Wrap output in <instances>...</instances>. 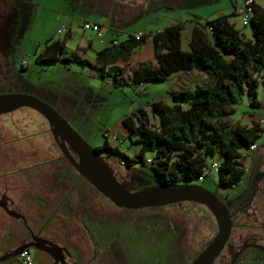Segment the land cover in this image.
Here are the masks:
<instances>
[{
	"label": "rangeland",
	"instance_id": "1",
	"mask_svg": "<svg viewBox=\"0 0 264 264\" xmlns=\"http://www.w3.org/2000/svg\"><path fill=\"white\" fill-rule=\"evenodd\" d=\"M242 1L22 0L17 3L12 13L0 18V90L8 89L5 83L10 74L8 66L12 65L15 67L12 72L17 71L24 80L35 86L37 96L54 106L64 118H73L80 122L78 127L69 124L90 146L99 145L104 139H107L109 145L115 146L117 142L110 138L114 134L121 140L117 144L121 152L132 156L138 152L139 144H131L129 138L121 133V117L139 107L148 111L146 106L154 100L170 102L169 93L192 85L193 73L196 72H182L177 77L172 76L160 82L133 83L130 79L134 67L141 64L153 66L156 62L151 52L150 38L133 51L126 63L116 62L115 65L122 68L120 76L126 83L112 84L114 81L110 77L96 78V70L91 73L89 68H80L68 62L38 64L34 61V51H38L47 39L58 37L57 30L61 25L72 29L76 26L80 28L84 20L99 21L104 34L103 43L95 35L91 36L93 47L99 48L105 45L111 35L122 40L129 34L159 30L175 22H180L184 29H189L191 22L203 24L205 20L219 14H228L234 5L237 6ZM110 20L114 23L121 22L120 29L112 31ZM112 27L116 25L112 24ZM12 28L15 29L14 36H9ZM84 32L92 35L89 30ZM79 36L80 34L68 39L67 46L73 48L76 41H81L77 40ZM8 38L12 42L7 46L2 41ZM5 56L11 65H6ZM92 56L91 53L87 54L89 59ZM21 61L25 62L23 69L19 65ZM197 76L202 77L203 74L198 73ZM16 88L21 89L22 86L18 84ZM48 88L58 94V97L52 93H45L47 97L40 95V91ZM256 93L257 99L264 101L261 86L256 88ZM246 102L248 100L244 101L242 96L234 105L233 114L227 119L230 123H238L247 128L257 126L260 130L258 123L253 125L254 120L247 116ZM148 115L150 122L156 125L157 118L149 112ZM13 118L25 130V135L29 136L28 140L36 150L40 151L48 143L52 154L60 153L58 149L56 151L57 147L48 131L47 123L40 115L28 108H21L13 113ZM148 157H153V154L147 152L145 158ZM104 158L115 175L127 182L135 173L139 175L138 182L132 183L133 186L156 183L147 162L126 167L123 159L116 154ZM243 164L247 173L235 188L215 189L216 173L212 169L207 171V176L200 182L204 188L223 200H229L243 190H253L249 198L250 207L259 218L252 219L244 214L245 219H232L231 234L221 252L224 256L213 264H264V131L248 159L243 160ZM53 166H57L56 163ZM44 173L33 170L35 185L30 189L29 196L38 202L44 198L41 194H36L42 188L41 176ZM260 176L261 180L255 183ZM15 183L17 185L14 195H20L27 190L19 181ZM72 185L77 198L67 195ZM46 193L50 199L47 205L31 207L27 204L22 209L33 216V219L38 216L48 219L46 226L49 231L56 232L60 240L66 241L78 253L83 252L81 250L94 253V249L90 247L91 241L94 242L98 262L103 264H187L189 257L182 253L180 247L184 233L182 220L194 225V247L216 231L212 215H208L204 206L193 202L137 210L118 208L100 197L101 194H97L85 179L66 164L61 167L55 183L48 186ZM76 207H80L78 212L75 211ZM245 211L249 213V207ZM65 234H69L70 238Z\"/></svg>",
	"mask_w": 264,
	"mask_h": 264
},
{
	"label": "trees",
	"instance_id": "2",
	"mask_svg": "<svg viewBox=\"0 0 264 264\" xmlns=\"http://www.w3.org/2000/svg\"><path fill=\"white\" fill-rule=\"evenodd\" d=\"M251 10L250 39L239 33L227 20L228 15L223 14L207 19L203 24L194 23L188 50L180 46L183 24L175 22L151 33L129 34L122 40L116 39L113 44L103 45L94 51V63L84 56L90 51L89 41L76 44L73 50L66 52L63 38L47 39L38 51H34V61L46 65L68 62L89 68L91 73L96 70V78L110 77L114 81L112 84L126 83L120 76L122 68L115 65L116 62L126 63L133 51L150 38L157 64L134 67L130 79L133 83L164 81L178 70H198L205 76L192 86L170 92V102L154 100L146 106L148 111L139 107L121 117L120 122L127 130L126 137L130 143L140 145L136 154L126 155L117 144L109 145L107 139L95 145V149L103 157L118 155L126 167L135 163L145 164V154L152 153V162L147 165L154 180L164 184L196 183L200 176L204 180L214 161L217 164L215 189H232L245 173L239 162L241 153L249 145L256 144L264 131L257 126L247 128L230 123L227 119L244 94L248 105L254 107L258 106L256 88L261 86L264 91V8L253 1ZM207 26L211 27L210 32H207ZM148 112L157 118L156 125L150 122ZM64 164L68 165L60 155L54 156L50 152L47 173L50 185ZM42 166H35L33 170L42 171ZM79 209L76 207L75 211ZM167 221L170 222L169 219ZM182 226L184 233L180 247L190 261L215 231L194 247V225L183 219Z\"/></svg>",
	"mask_w": 264,
	"mask_h": 264
},
{
	"label": "flooded vegetation",
	"instance_id": "3",
	"mask_svg": "<svg viewBox=\"0 0 264 264\" xmlns=\"http://www.w3.org/2000/svg\"><path fill=\"white\" fill-rule=\"evenodd\" d=\"M16 1L18 2L19 0H0V18L5 17L6 15L14 11L15 8H13V6L15 4L17 5ZM21 1L22 0H20L19 2ZM14 28H12V30L10 31L9 36L10 34L11 36H14V31H15ZM2 42H6L8 46L9 42L12 41H10L8 38L6 41H2ZM4 55H6V53ZM4 58L6 60L5 61L6 65L7 64L11 65L7 61L6 56ZM14 68L15 67H13L12 65L10 67L8 66L10 74L5 83L6 88L8 89L0 90V93L24 92L37 96L35 94L36 92L35 86H32L29 82L24 80L22 75L18 74L17 71L12 72V69ZM18 84L22 86L21 89L16 88V85ZM37 92L39 91L37 90ZM39 93L44 97H47L45 93L46 94L52 93L55 97H58V94L51 92L50 88L44 89L43 92L40 91ZM39 98L42 99L41 97ZM21 108H27V107H21ZM18 109L0 114V255L11 252L21 244L31 242L34 243L33 246H29L25 249L31 252L33 257V264H61L59 258L55 259L47 252L39 249V246L41 245L43 246L48 245L46 241H49L52 244L57 245L61 249L63 261L65 264H103L101 262H98L97 256L95 254L97 250H95L96 247L94 246L95 245L94 242L91 241V246H90L94 249V253L93 252L86 253L88 251L85 250H81L83 252L78 253L66 241L63 242L62 240H60L57 237L56 232L51 233L49 231V228L46 226V224L48 223L47 221L48 219L44 218V216H42L41 218L40 216H38L37 219H33V216L28 215V213L24 211V208H26L27 204L31 205V207L36 205L38 207H44L49 203L50 200L49 194L46 193V191L48 186L50 185V181L48 180V174H47L50 146L47 143L45 146H43V149L41 148L42 150L40 149L39 151L36 150L30 144L28 140L29 136L25 135L24 133L25 130L21 128V126L18 124L17 119L13 118V113L16 112ZM34 112L37 113L36 111ZM57 149L58 147L56 148V151ZM53 155L54 156L60 155L62 157L61 152L58 153V155L55 154ZM41 165H43L42 171L45 173L42 174L41 176L43 182L42 188H40V190H38L36 194L37 193L41 194V196L44 197L43 198L44 200L41 199V201L38 202L35 201L33 198H30L29 192L30 189H33V184L35 185V183L33 182V169L35 168V166L40 167ZM66 166L72 168L69 164ZM60 171L61 168L58 169V172ZM38 172H40V170H37V173ZM115 177L117 180L121 182L125 181V179L121 177H118L116 175ZM129 179H130L128 181L129 183L136 184L138 182L139 175L135 173L133 177H130ZM19 180L21 182L20 184H22L27 190L20 195H14V192L16 190L15 186L17 185L15 181H19ZM44 181L46 183H44ZM140 187L134 185L131 189H137ZM70 188L71 189L70 191L68 190L67 195H70L69 197L77 198V196L74 193L75 192L74 185L70 186ZM252 192L253 190H243L237 194H234L232 197H230L229 200H223L220 198L228 207L229 213L231 215V220L237 218L245 219L244 214L250 216L252 219H259L257 215L252 212L250 207L249 198ZM22 207L24 208L22 209ZM247 207H249L250 210L249 213L245 211ZM149 208H153V207H149ZM7 211L18 213L21 216L11 215ZM66 235L67 234H65V236ZM33 237L42 240L37 241ZM67 237H69V234L67 235ZM223 256L224 255L221 253L217 258V260L222 258ZM17 259H18L17 256L10 257L0 262L1 264H12Z\"/></svg>",
	"mask_w": 264,
	"mask_h": 264
},
{
	"label": "water",
	"instance_id": "4",
	"mask_svg": "<svg viewBox=\"0 0 264 264\" xmlns=\"http://www.w3.org/2000/svg\"><path fill=\"white\" fill-rule=\"evenodd\" d=\"M21 107L30 108L44 118L62 157L92 188L114 206L128 210L178 202H193L204 206L215 221L216 231L187 264H213L214 260L219 257L228 241L232 220L228 207L215 193L204 188L200 183L164 184L156 182L153 185L131 189L133 184L117 180L105 158L94 146H90L53 106L30 93H0V114ZM7 212L14 216H21L15 212ZM33 238L37 241L42 240ZM46 243L48 245H41L39 249L55 259L59 258L61 264H65L61 249L49 241ZM33 244L29 242L17 246L11 252L0 255V261L18 256L21 251Z\"/></svg>",
	"mask_w": 264,
	"mask_h": 264
},
{
	"label": "crops",
	"instance_id": "5",
	"mask_svg": "<svg viewBox=\"0 0 264 264\" xmlns=\"http://www.w3.org/2000/svg\"><path fill=\"white\" fill-rule=\"evenodd\" d=\"M254 1V3H256V4H258V5H260L261 7H263L264 8V0H253ZM241 3V2H240ZM109 5V4H108ZM239 5L240 4H238L237 6L236 5H234V8L228 13V14H225V15H228V17H227V20L229 21V23H231L232 25H233V27L239 32V33H241L245 38H248V39H250L251 38V28L248 26V27H242L241 26V24H240V21H239V18H238V16H237V14H236V9L239 7ZM81 12H83L82 10H81ZM219 15H223V14H219ZM89 21V20H88ZM92 21H94V22H97V23H99L100 24V22L99 21H97V20H92ZM120 23L121 22H115L114 23V21L113 20H110V22H109V26H110V29L112 30V31H114V30H118V29H120L119 27H120ZM194 21L193 22H191V27L189 28V29H184V26H183V28H182V30H181V34H180V46H181V48L183 49V50H188L189 48H188V42H189V40H190V36H191V31H192V28H193V26H194ZM112 24H115L116 25V27H112ZM101 25V24H100ZM69 27V26H68ZM71 30V31H70ZM156 31V30H155ZM151 32H154V31H148V32H146V33H151ZM69 33H70V35H69ZM138 33H141V32H138ZM78 34H80V36L79 37H77V40L78 39H81V41L80 40H78V41H76V44H83V43H85V42H87V41H89V43H90V46H89V49H90V51H87V52H85V57L91 62V63H94V51H96L97 49H99V48H101L102 46H99V48H95V47H93V43H92V39H91V36L93 37V33H92V35L91 34H85V32L84 31H82V30H80V28H78V26H76V27H74V28H72V29H70L69 28V31L65 34V35H58V37H56V38H59V39H61V38H63L64 39V45H65V51L66 52H69V51H71V50H73L74 49V47H75V45H74V47L73 48H69L68 46H67V44H68V39H70V38H75V36H77ZM64 36H66V37H64ZM110 38H115L116 39V37L115 36H113V35H111V36H109V39ZM148 39V38H147ZM80 41V42H79ZM79 42V43H78ZM137 49V48H136ZM151 49H152V45H151ZM151 52H153V49H152V51ZM150 52V53H151ZM88 53H91L93 56H92V58L91 59H89L88 57H87V54ZM156 62H155V64L153 65V66H156ZM152 66V67H153ZM194 72H196V73H193V77H192V81H193V83L195 82V81H201V79H202V77H204L205 76V74L204 73H202L201 71H198V70H193ZM193 71H191V72H187V74L189 73H192ZM185 73L184 71H182V70H178V71H175V72H173V73H171L167 78H169V77H171L172 78V76H178V74H180V73ZM198 73H202L203 74V76L202 77H199V76H197V74ZM90 77L92 78V74L90 75ZM167 78H166V80H167ZM173 78H175V77H173ZM93 79V78H92ZM193 83H192V85H193ZM192 85H189V86H192ZM243 100L244 101H247V95L246 94H244L243 95ZM256 101L258 102V106L259 105H261V104H264V101L263 100H259V99H257V97H256ZM258 106L257 105H255L254 107H252V108H250V106L248 105V103L246 102V111H247V116L248 117H250V118H252L254 121H252V123H253V125L254 124H256L257 123V121H256V118L257 117H259V111H258ZM73 127H78L79 126V123L80 122H78V121H76V120H73V118H65ZM120 131H121V133H123V135H127V130L125 129V127L122 125V127L119 129ZM134 145H138V144H134ZM139 148H140V145H139V147H138V149L137 150H139ZM122 150H124V149H122ZM121 151V150H120ZM253 152V151H252ZM124 153H126V152H124ZM245 173H247V171H245ZM245 173H244V175H245ZM243 175V176H244ZM243 178V177H242ZM261 180V176L258 178V179H256V181H255V183L257 182V181H260ZM13 264V263H12Z\"/></svg>",
	"mask_w": 264,
	"mask_h": 264
},
{
	"label": "built area",
	"instance_id": "6",
	"mask_svg": "<svg viewBox=\"0 0 264 264\" xmlns=\"http://www.w3.org/2000/svg\"><path fill=\"white\" fill-rule=\"evenodd\" d=\"M252 3H253V0H243L240 3L239 7L236 9V14L239 16L240 24L242 27H246L249 25V19L252 16V10H251V4ZM80 30H82V31L89 30L93 33V35H95V37L98 39L99 42H102V40H103L104 34L102 32V27L97 22L84 20L81 23ZM206 30H207V32L208 31L210 32L211 27L207 26ZM68 31H69L68 26L61 25L60 28L57 30V33H58V35H61V34L65 35ZM139 34L140 33H137L136 36H138ZM115 42H116L115 38H110V39H108V41H106L105 45L106 44H113ZM24 64H25L24 61H21L19 63V65H21V66H23ZM258 111H259V117H258L257 123H258L259 128L264 129V104H261L258 106ZM110 138H111V140L117 142V144L121 142V140L114 134H111ZM255 147H256V144H251L248 146L247 150H245L241 153V156L239 158V162L245 168V171H246V167L243 164V160L248 159V156L254 150ZM145 162L151 163L152 158H149V157L146 158ZM216 167H217V164H216V162L213 161L211 163V168L215 171ZM202 180H203V176H200L197 178L196 183H200ZM17 258L18 259L13 264H33L32 254L27 249H24L23 251H21L18 254Z\"/></svg>",
	"mask_w": 264,
	"mask_h": 264
}]
</instances>
